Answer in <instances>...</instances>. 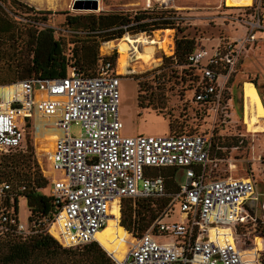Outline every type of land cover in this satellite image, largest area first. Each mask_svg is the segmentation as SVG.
<instances>
[{
	"label": "built area",
	"instance_id": "obj_1",
	"mask_svg": "<svg viewBox=\"0 0 264 264\" xmlns=\"http://www.w3.org/2000/svg\"><path fill=\"white\" fill-rule=\"evenodd\" d=\"M144 1L143 8L175 7L174 0ZM263 2L252 0L249 6L235 7L234 16L223 18L241 34L216 37L208 46L195 45L185 63L179 64L189 69V86L187 94L176 95L179 109L173 121L177 131L122 133L119 81L135 72L127 65L124 73L119 72L115 46L110 47L117 54L114 63L102 58V44L116 40L100 45L93 75L68 66L61 77H28L0 85V159L25 151V136L28 128L35 127L34 119H42L43 126L54 130L45 168L38 158L39 147L34 151L47 180L46 193L52 198L51 214L29 223L19 221L17 202L23 199L26 184L0 179V238L15 235L24 241L43 231L63 248L81 247L95 241V232L113 209L119 213L122 198L145 199L164 216L177 214L178 218L172 221L171 230L154 220L138 236L128 232L121 256L105 251L113 264H264V156L242 164L225 151H236L243 134L236 136L239 145L227 147L218 143L233 134L214 131L215 124L229 119L231 74L243 52L257 42V33L264 32ZM5 12L14 19L15 28H48L66 42L71 34L79 33L61 24L54 26L49 18L41 19L27 7ZM168 15L165 18L176 23L180 19ZM164 36L169 41L162 52L175 63L172 36ZM145 91V87L140 90L144 95ZM163 110L167 125L171 124V108L164 106ZM199 119L207 126L196 130L194 122ZM70 123L79 124V135L69 134ZM160 168L183 169L184 183L168 190L165 180L172 182V176L154 174ZM39 223L44 225L42 230L36 229Z\"/></svg>",
	"mask_w": 264,
	"mask_h": 264
},
{
	"label": "rangeland",
	"instance_id": "obj_2",
	"mask_svg": "<svg viewBox=\"0 0 264 264\" xmlns=\"http://www.w3.org/2000/svg\"><path fill=\"white\" fill-rule=\"evenodd\" d=\"M50 1V0H49ZM131 1V0H127ZM137 3L127 4L124 6L120 5L118 2L116 4H111L107 0H103L105 4H109L110 8L113 10L125 9L127 8L128 14L133 15V11L136 13H141V8L145 6L144 0H137ZM231 2L240 3L237 6H244L241 0H226ZM8 2V3H7ZM26 6L32 7L34 11H44L50 10V13H46V19H51L54 26H59L60 21L58 20V14L63 12V9L68 8L71 12L76 14H92L95 10L88 8H71L72 0H54L53 5L48 4L46 0H42V4H36L33 1L24 0ZM121 2V1H120ZM5 4L0 7V16L13 22L14 19L5 12V9H10V0H5ZM123 3V2H122ZM252 3V2H251ZM250 3V4H251ZM249 4V5H250ZM253 4V3H252ZM246 5V6H249ZM174 9H169L170 11L161 17V20H155V16H159L160 12H152L147 20L155 21H168V27L158 28V31H154L152 34V27L146 26L144 29V34L153 36L162 42L161 48L167 45V39L161 40V34H169L172 36L173 42L174 37H187L192 38L194 41V46L198 44H206L208 46L211 44L216 37L231 38L238 34H241L240 29H233L234 23L230 20H224V17L231 14L235 15L237 12V6H227L224 0H174ZM5 8V9H4ZM53 11V12H52ZM262 11V10H261ZM176 14L180 19L177 23L165 16L168 14ZM262 13V12H261ZM41 16V14H40ZM153 17V18H152ZM51 24V23H50ZM163 26V25H159ZM172 26V27H171ZM173 29V30H172ZM143 30L131 31L129 35L140 34ZM60 37V36H58ZM258 40L252 48H248L241 55V60L236 70L231 74L229 87H230V101H229V119L222 125L215 124L214 131L221 132L223 134H233L230 139H225L223 142L218 143L220 146H231L239 145L238 140L240 137L237 134H243V140L240 147L236 151H230L229 148L226 149L225 155L232 156L237 159L238 162L244 163V160L256 157L258 155L264 156V132L263 133H252L247 132L245 125L242 123V95L241 88L244 80H255L259 84V87L264 89V32L257 33ZM98 41L101 42V38L97 36L95 41L92 40L89 53L95 59V55L98 52ZM0 42L4 48L11 42L6 36L0 34ZM20 43L15 47L19 48ZM104 44H102L101 51L104 50ZM157 46V45H156ZM174 46V44H173ZM70 46H64V53H68ZM138 48L143 49V45L139 44ZM156 47L154 48L153 56L147 60L133 59L127 62V67H132L134 72L133 75L127 76L123 75L119 81V91H120V103H119V116L123 122L122 133L131 132L133 134H158L167 131V118L164 106L171 108L169 117L170 120V131H177L178 125L173 121V115H176L179 109L178 102L176 101V95L187 94L188 93V72L189 69L186 67H179V64L174 63L173 59L166 57L162 52V49ZM74 56L79 57L81 51L79 47H74ZM166 50V49H165ZM118 54L119 71L122 72L123 55L116 51ZM10 62L8 56H0V80L6 77V66ZM93 65V64H92ZM88 71V70H86ZM123 73V72H122ZM121 73V74H122ZM12 76V73H9ZM10 83V82H8ZM8 83H0V85H5ZM146 88L145 95L139 90V99L144 105V107H138L136 104V94L137 88ZM177 120V119H176ZM35 127L27 129L25 136L26 149L23 152L12 153L9 156H18L22 154L26 161L30 163H35L40 174L39 164L34 157V151L36 149L38 153V158L42 168L47 165V155L54 138V130L49 129L50 125L43 126V120L36 118L33 120ZM195 123V129L200 130L207 126V122L204 120H197ZM264 123V120H263ZM69 134L71 136H77L81 133L79 124L70 123L68 128ZM17 154V155H16ZM2 163V161H1ZM171 168H164L162 170H153L154 173L161 176H167ZM43 176V175H42ZM257 178H261L260 174H256ZM172 182L165 180V185L169 190L173 184L176 186L184 183V172L181 168H175L172 170ZM261 182V181H260ZM46 187V186H45ZM262 187V183H260ZM41 193H45L46 189H42ZM17 217L21 222H26L27 217V206L24 199H19L17 202ZM155 217L150 221L161 220L167 226V230H171V223L173 220L178 218L177 214H172L164 216L161 213V209L155 211ZM119 219V218H118ZM149 223V224H150ZM120 225V224H119ZM120 230L117 233L108 236V240L114 246L118 248V254H122L125 250V240L129 237L128 231L120 226ZM97 242V241H96ZM98 243V242H97ZM99 244V243H98ZM100 245V244H99ZM101 246V245H100ZM60 248H63L60 246ZM69 251L68 254H61L60 259L63 264H75L73 259L77 258L73 256V252H81V247L63 248ZM106 250V249H105ZM106 252H108L106 250ZM110 253V252H109Z\"/></svg>",
	"mask_w": 264,
	"mask_h": 264
},
{
	"label": "trees",
	"instance_id": "obj_3",
	"mask_svg": "<svg viewBox=\"0 0 264 264\" xmlns=\"http://www.w3.org/2000/svg\"><path fill=\"white\" fill-rule=\"evenodd\" d=\"M10 1L11 6H23L32 9V7L26 6L19 0ZM0 2L3 5L5 4V0H0ZM224 3L231 7L240 4L226 0H224ZM263 7L262 4L261 8ZM141 9V13L138 14L133 11L131 16L128 14V10L119 14L99 13L96 15L94 13L63 15L66 12H61L58 14L61 19L59 24L79 32L71 34L67 42L62 37H56L48 28L40 30L32 27L15 28L8 19L0 16V34L11 41L6 48L0 42V56H8L10 58V62L6 66V77L2 78L0 83L13 82L17 79L28 77L36 79L61 77L66 74L68 66H74L83 75H93L100 58L99 47L103 42L119 39L125 30L131 34V31H136L137 29L144 32L146 26H151V31L168 27L166 26L168 21L155 20H161V17L170 11L169 9L156 7ZM154 11L160 12L159 16H155L153 21L147 20ZM36 12L41 14V19H46L45 15L50 13V10H37ZM131 22H134V24L125 27V29L122 28L123 25H128ZM97 36L101 38V42L98 41V52L94 59L89 53V49L91 47L90 43L92 40L95 41ZM19 43V48H16L15 46ZM173 44L175 63L184 64L185 56L195 47L193 39L174 37ZM66 45L70 46L68 53L63 52ZM74 47H79L81 51L79 57L74 56ZM116 57L115 51L102 56V58L109 59L112 63L115 62ZM9 73L13 75L10 76ZM250 81L255 85L254 79ZM139 90L140 88L138 87L136 104L138 107H144L138 98ZM241 94L243 118L242 90ZM169 129L170 124L167 125V130ZM5 156L0 159V179L11 182L21 180L26 184V189L21 195L29 210V215L26 218L27 222L50 216L53 209L52 198L46 192H40L45 188L47 180L40 174L36 164L26 161L22 154L12 157ZM162 169L164 168L154 170L160 171ZM172 170L173 168L169 170L168 175L164 176V178L172 176ZM157 209L158 207L153 208L145 199L132 201L131 199L122 198L120 200L118 223L126 231L130 232L132 236H138L155 217ZM43 226L39 223L36 229L42 230ZM81 248V252L72 253L73 256L77 257L73 259L75 264H113L107 256L106 250L96 241L86 243ZM68 253V250L60 248L51 235L43 231L32 234L24 241L19 240L15 235L0 238V264H63L60 255Z\"/></svg>",
	"mask_w": 264,
	"mask_h": 264
},
{
	"label": "bare ground",
	"instance_id": "obj_4",
	"mask_svg": "<svg viewBox=\"0 0 264 264\" xmlns=\"http://www.w3.org/2000/svg\"><path fill=\"white\" fill-rule=\"evenodd\" d=\"M33 2H41V0H32ZM51 1V0H50ZM243 5H249L252 0H241ZM99 7V5H98ZM262 14L264 16V7L262 8ZM110 41V40H109ZM105 46H115L120 54L123 55L122 72H125V66L127 62L133 59H142L143 61L149 60L154 53V48H161L162 42L156 37H146L141 34L129 35L124 34L122 38L116 40V42L103 43ZM139 44L143 45V49L138 48ZM157 45V46H156ZM130 50V51H129ZM129 58V60H128ZM118 59V58H117ZM118 66L120 64L118 63ZM120 72V71H119ZM120 72V73H122ZM241 90L243 91V124L245 125L247 132L263 133L264 132V108L261 98L259 97L253 83L247 79L243 82ZM242 95V94H241ZM119 213L116 209L111 211V217H109L105 225L94 234V240L97 241L104 249L110 253H114L117 257L118 248L114 246L108 240V236L117 233L120 230V225L117 222Z\"/></svg>",
	"mask_w": 264,
	"mask_h": 264
},
{
	"label": "crops",
	"instance_id": "obj_5",
	"mask_svg": "<svg viewBox=\"0 0 264 264\" xmlns=\"http://www.w3.org/2000/svg\"><path fill=\"white\" fill-rule=\"evenodd\" d=\"M21 3H24L23 1L24 0H19ZM29 1H31L32 2V0H29ZM47 1V3L48 4H52L53 5V3H54V0H51V1H49V0H46ZM108 2H110L111 4H116V2H118L120 5H124V6H126L127 4H134V3H137L138 1L137 0H131V1H127V0H107ZM121 1V2H120ZM97 2H98V5H99V7H98V9L97 10H95V12H94V14L96 15V14H99V13H101V14H106V13H117V14H119V13H123L124 11H126L127 10V8H125V9H119V10H113V9H111L110 8V5L109 4H105V2H103V0H97ZM123 2V3H122ZM34 3H36V4H42V0H41V2H34ZM63 12H66V13H63V15H66V14H68V15H72V14H74L73 12H71L68 8H66V9H63L62 10ZM53 12V11H52ZM51 20V19H50ZM61 19L60 18H58V20L57 21H60ZM61 22V21H60ZM159 29H156V30H153L152 31V34H153V32L154 31H158ZM154 35V34H153ZM166 35V34H165ZM161 38L162 37H164L165 39H166V37L164 36V33H162L161 35ZM104 47V46H103ZM101 48H102V46H101ZM100 48V49H101ZM111 52V49H110V46H105L104 47V50L103 51H100V53L101 54H105V55H107V54H109ZM118 58V57H117ZM257 77H255V89H256V91H257V93H258V95H259V97L261 98V101H262V105H263V108H264V89H262V88H260L259 87V84L257 83V79H256ZM123 123V122H122ZM123 128V127H122ZM123 134H125V135H134L133 133H131V132H127V133H123ZM136 134V133H135Z\"/></svg>",
	"mask_w": 264,
	"mask_h": 264
},
{
	"label": "water",
	"instance_id": "obj_6",
	"mask_svg": "<svg viewBox=\"0 0 264 264\" xmlns=\"http://www.w3.org/2000/svg\"><path fill=\"white\" fill-rule=\"evenodd\" d=\"M71 8L73 9L88 8L91 10H97L98 2L97 0H72Z\"/></svg>",
	"mask_w": 264,
	"mask_h": 264
}]
</instances>
